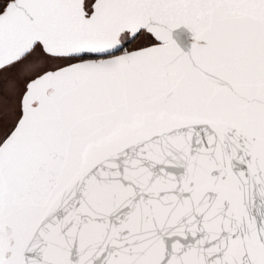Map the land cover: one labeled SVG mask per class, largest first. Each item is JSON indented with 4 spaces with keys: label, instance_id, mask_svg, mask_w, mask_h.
<instances>
[{
    "label": "snow or ice",
    "instance_id": "6c2138e0",
    "mask_svg": "<svg viewBox=\"0 0 264 264\" xmlns=\"http://www.w3.org/2000/svg\"><path fill=\"white\" fill-rule=\"evenodd\" d=\"M0 264H264V0H0Z\"/></svg>",
    "mask_w": 264,
    "mask_h": 264
}]
</instances>
